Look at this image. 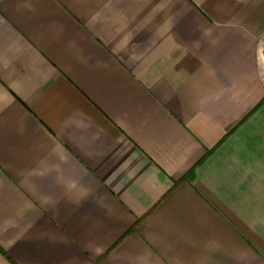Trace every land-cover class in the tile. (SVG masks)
I'll list each match as a JSON object with an SVG mask.
<instances>
[{"label":"crops","instance_id":"crops-1","mask_svg":"<svg viewBox=\"0 0 264 264\" xmlns=\"http://www.w3.org/2000/svg\"><path fill=\"white\" fill-rule=\"evenodd\" d=\"M263 101L264 0H0V264H264Z\"/></svg>","mask_w":264,"mask_h":264},{"label":"trees","instance_id":"trees-1","mask_svg":"<svg viewBox=\"0 0 264 264\" xmlns=\"http://www.w3.org/2000/svg\"><path fill=\"white\" fill-rule=\"evenodd\" d=\"M263 104H264V101H263L259 106H261V105H263ZM259 106H258V107H259Z\"/></svg>","mask_w":264,"mask_h":264}]
</instances>
